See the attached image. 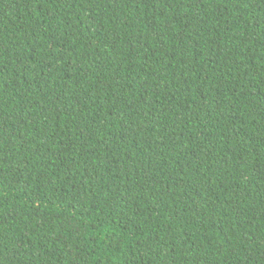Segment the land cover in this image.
Segmentation results:
<instances>
[{"label":"trees","instance_id":"trees-1","mask_svg":"<svg viewBox=\"0 0 264 264\" xmlns=\"http://www.w3.org/2000/svg\"><path fill=\"white\" fill-rule=\"evenodd\" d=\"M0 264H264V0H0Z\"/></svg>","mask_w":264,"mask_h":264}]
</instances>
